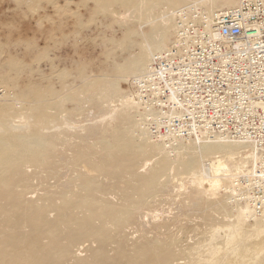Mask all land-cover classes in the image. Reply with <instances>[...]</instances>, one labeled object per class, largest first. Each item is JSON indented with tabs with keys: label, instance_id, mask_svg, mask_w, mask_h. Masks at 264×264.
Listing matches in <instances>:
<instances>
[{
	"label": "bare ground",
	"instance_id": "bare-ground-1",
	"mask_svg": "<svg viewBox=\"0 0 264 264\" xmlns=\"http://www.w3.org/2000/svg\"><path fill=\"white\" fill-rule=\"evenodd\" d=\"M12 2L15 8L23 6L22 9L25 8L26 13V7L30 5L42 7L43 14L38 13L41 16L31 18L35 27L27 29L30 30L28 32L38 34L36 38L28 41L15 40L16 38H13V41L0 40L3 41L0 42V264H264V220H250L246 210L234 206L235 223L226 225L228 230L226 229L225 240L221 242L223 246L217 242L223 228L212 231L207 245H198L188 253H177L173 250V240L160 241L156 238L145 243L137 241L129 249L127 246L128 240L134 239L139 232L134 226L144 218L136 217L147 205V199L151 198L159 186L168 185L169 179L166 176L169 170H177L181 175L191 176L190 183L195 189L191 191L189 198L195 204L203 207L204 197L222 207L218 193L225 186L223 184L227 185L236 173L252 170L255 166L257 158L251 145L207 140L204 143L201 141L202 145L197 148L192 145L193 142H182L171 157L158 141L154 140V145L151 146L141 142L142 136L148 133L140 122L139 132L133 133L136 123L130 112L137 110L140 113L134 92L126 98H121L120 108L123 107L121 104H124V107L119 113L117 111L120 109H116V106L111 108V117L117 118L115 124H120L119 127L108 124L102 129H90L89 133L95 141L94 146L88 141V137L74 135L77 130L74 119L81 115L83 109L78 93L85 94V99L96 106L100 105L99 99L113 101L121 90L118 82H128L132 77H140L139 75L147 71L152 53H158L156 51H163L170 46L172 37L176 34L174 27L179 12L176 11L177 8L201 2L203 6H200L209 12L208 14H213L235 8L240 1ZM156 5H160L162 10L166 6L167 8L164 9L165 18L153 22L151 15ZM79 8L87 9L83 13V16L88 13L87 20L82 18ZM129 12H133L134 18L140 21L139 25L147 24V31L140 34L136 27L125 29L123 25L126 31L119 40L120 43L114 39L115 36L112 39L106 38L103 42L105 38L102 41L99 34L103 44L110 45L109 43L117 41L114 45H117L125 56L119 59L116 51L109 48L106 58L116 61L112 62L113 64L109 62L111 66L106 69L108 73L104 70L106 75L99 73V77L88 76L89 66L83 61L86 58L81 60L83 63L79 60L80 64L77 62L74 71L80 86L74 87L69 67L66 68L65 60L62 61L63 59L58 57V52L61 53L62 49L64 52L65 47L62 45L74 42L79 47L75 41L81 33L84 34L83 31H86L89 25H94L95 29L91 28V31L95 32V26L99 24V30L103 26L106 33L111 23L116 21V17L126 19ZM18 15L16 14L23 21L29 18L25 19L26 14L23 15L24 18ZM20 19L17 18L18 21ZM31 19L27 22H31ZM23 21L19 23L22 24ZM109 28L112 30V27ZM87 31L90 32V29ZM90 34L92 35V32ZM94 34V37L87 36L92 39L97 37L96 33ZM0 38L4 39L3 36ZM85 38L82 41L81 37L79 41L84 44ZM82 44L80 46H83ZM68 45L66 46L69 47ZM66 50L65 54L68 52ZM70 53L72 52L68 53L69 56ZM122 53L120 55H124ZM79 55L81 54L76 56ZM72 64L74 66L75 63ZM110 75L119 77L120 81L116 83L115 79H104V76ZM148 155L158 161L157 166L149 170V160L142 166L139 165ZM205 157H208L209 161L215 157V160L211 161L215 176L208 178L202 173V168H198L200 159ZM139 168L147 169L146 174L139 175ZM105 178L111 181L104 184L102 179ZM132 178L136 179V182L132 181ZM206 180L209 189H204ZM183 186L181 184V188ZM115 191L122 193L123 203L112 202V193ZM249 222L254 225L251 226ZM162 228L164 226L158 224L155 230L159 232ZM110 249L114 250L117 259L107 258Z\"/></svg>",
	"mask_w": 264,
	"mask_h": 264
},
{
	"label": "built area",
	"instance_id": "built-area-1",
	"mask_svg": "<svg viewBox=\"0 0 264 264\" xmlns=\"http://www.w3.org/2000/svg\"><path fill=\"white\" fill-rule=\"evenodd\" d=\"M208 13L181 9L172 44L133 80L139 121L172 152L179 142L251 145L255 166L220 192L250 220H264V0Z\"/></svg>",
	"mask_w": 264,
	"mask_h": 264
},
{
	"label": "rangeland",
	"instance_id": "rangeland-1",
	"mask_svg": "<svg viewBox=\"0 0 264 264\" xmlns=\"http://www.w3.org/2000/svg\"><path fill=\"white\" fill-rule=\"evenodd\" d=\"M239 1L240 0H238V2ZM191 5H195V4H190L189 6H191ZM196 5L203 6L201 4V2L196 3ZM22 7H16L15 8V4H13L12 0H10V1L9 0H7V1L6 0H0V37L3 36V38H4V39L0 38V40H4L5 41L7 39L12 40L13 38H16L15 40L20 39L22 41H28V40L34 39V38H36L38 36V34L35 35L33 33V31L28 32L30 30L27 31V29H30L31 27H35L33 25L32 19H35V18L41 16V15H38V13L43 14L42 7L38 8L36 6L30 5V7L29 6L26 7V11H28V13H26L24 11L25 8L22 9ZM72 7L75 8L74 5ZM185 7H187V5ZM185 7L177 8L176 11H180V9H183ZM166 8H167V6L164 9H166ZM164 9L162 10L160 5H156L154 7L153 11H152V15H151L152 19H151V21H153V22L162 21V18L163 19L165 18L164 17L165 16V12H164L165 10ZM79 10H81L80 13H82V18L83 19L85 18L84 20H87L86 18L87 17L89 18L88 13L86 12V16H83V13H85V10H87V9L84 10L83 8H79ZM15 13L17 15H18V13L22 14L21 16L18 15L21 18H24L25 14H26L25 19H27L28 17H29L28 20L32 18L31 22L30 21L27 22L28 20H25V19H24L25 21H23L22 19L17 17ZM129 13L130 14H128V15L126 14V17L128 16L127 17L128 19L127 18L126 19H120V18L116 17V21L111 23V25L109 26V27H112L111 28L112 30H110V28L108 27L107 28L108 32H106V33H105V29L106 28L105 27H104L105 29L102 28L103 26L101 27L102 30L100 29L101 30V32H100V30L98 28L99 24H96L98 26H95L96 27L95 32H94V30L91 31V28L95 29V28H93L94 25L93 26L91 25V27L89 25V28L87 30L90 29V32H92V35L90 34L89 31L86 30L87 34L85 33L86 31H83L84 34L81 33V35H80L82 37V39L79 36V37H77L78 39H76V41L74 40L75 43L77 45H79V47L76 46L74 44V42H72V41H71L72 44L68 43L69 45L68 44H65V46H63L64 44L62 45L63 48L65 47L64 48V52H63V49L61 48L62 52L61 53L58 52V57L61 60L63 59L62 61L65 60V62H64V66L65 67L66 66L69 67V68L68 67H66V68L70 69V71H71L70 73L72 74V76H71L70 79H72L71 80L72 83L74 82V87L76 86V88H77L78 86H80V83H79L80 81H79V79L76 78L77 76H76V72L74 70H76V67H77L78 63L80 64V61L83 58H86V60L83 59V61L85 62L84 64H86V63L88 64V62H89V65L86 64V66H89V67H87L88 76L90 75L91 77H97V75H98V77H99V75L101 73H103L102 75H106V74H104V72L107 71L106 69L109 68V65L111 66L110 63L116 61V60H112L111 58H108V57H107L108 58L107 59L106 58L107 52H109L110 49H112V50L114 49L116 51V53L118 55L117 57L119 59H121V58H123L125 56V54L122 53L121 49H119L117 45H114L115 43H117V41L120 43L119 40H121V38L123 37V33L126 31V30L124 31V28L126 27L125 29H128V27H134V28L136 27L135 29L139 33L141 32L140 34H143L144 32L147 31V29H148L147 24L140 23V25H139L140 21L134 18V16H133L134 14H132L133 12H129ZM27 14H28V16H27ZM29 14L31 16H29ZM17 18L20 19V20L18 21ZM133 18L135 20H133ZM117 20H118V22H117ZM123 20L126 21V22H124ZM21 21H23L22 24L19 23ZM122 21H123V24H121ZM17 22L19 23L18 25L16 24ZM104 23H106V22H104ZM128 24H130V25H128ZM14 25H15V27L12 28V26H14ZM30 25H32V26H30ZM123 25H124V28H123ZM121 26H122V28H121ZM175 28H176V23H175L174 29ZM97 29H98V31H97ZM93 32L96 33L97 37H95V38H97V40L95 38L91 39V37L95 36V34ZM29 33H30V35H29ZM88 33L91 35V37L87 36V35H89ZM99 34H101L102 41L105 38L103 42H105L107 39H112V37L114 38V36H115L114 39L117 40V41L112 43L113 45L111 43H109L110 45H108L107 43H104L105 44V46H104L103 42H101V38L99 37L100 36ZM106 34H108V35H106ZM6 35L8 36V38H7ZM102 35H104V36H102ZM28 37H30V38H28ZM84 38L86 39V41H84L83 42L84 44H82L81 42L84 40ZM80 39L82 41H79ZM173 39H174V37H172V40H171L169 45H171V43L173 42ZM77 40H78V42H77ZM92 40H94L96 42L94 43V41H92ZM0 42H3V41H0ZM86 42H89V43H86ZM85 43H86V45H85ZM101 43H102V45L104 47H102ZM81 44L83 46H80ZM66 45H68L70 48L67 47ZM70 45L71 46L73 45L74 48H73V46L71 47ZM78 48H79L80 51L77 52ZM66 49L68 50V52H67ZM65 50H66L67 54H65ZM86 51L88 52V54H87ZM103 51H105V52H103ZM69 52H72V53L74 52V53L73 54L70 53V56H69L68 55ZM79 52H81V53H79ZM156 52H159V51H156ZM62 53H64V54H62ZM77 53L81 54L82 56L79 55L77 57L76 56V55H78ZM121 53L124 54V55H120ZM154 54H156V53L153 52L152 55H154ZM72 55H74L73 57H75L77 59L79 58V59L77 60V59L73 58ZM18 56L21 57V55H19V53H18ZM80 56H81V58H80ZM71 59L73 60V62H71L72 61ZM66 60H67V62L69 64L66 62ZM75 60H76V62H75ZM70 62H71V66H70ZM72 63H75L74 66H72L73 65ZM81 63H83V62L81 61ZM147 65H149V64H147ZM94 70L97 71L98 73L95 72ZM72 72L73 73L75 72V73L73 74ZM90 72H91V74H90ZM107 73H108V71H107ZM141 75H139V76H141ZM110 76H104V79H107V80H110V81H114V79H115V82L116 81L117 82L120 81V80H118L119 77H117V76H111L110 77ZM116 77H117V79H116ZM135 78L132 77V78L128 79L129 80L128 82H124L122 80H121V82H118V83L116 82L118 84V86L120 84L119 89H121V90H119L117 95H115V98L113 99V101L112 100L105 101L103 99H99L101 108H100V105L96 106V105L90 103L89 101H87L85 99V94L78 93L79 97L81 98L80 99L81 100V104H83L81 106V109L82 108L83 109L81 110V112H82L81 115L74 119V126L77 129V130L74 131V135L76 134V135H80L81 137H86V138L88 137L89 138L88 141L93 145L95 143V141L92 139V136L89 133L90 129H92V128L102 129V128H105L106 126H108V124H113V125H116L115 127H119L120 124L119 125L115 124L117 122V118L115 117V119H114L113 117H111V115H112V109L111 108H112V106H116V109L117 108H118V110L120 109L119 111H117V113H119L121 111V109L124 107V104H121V107H122V105H123V107L120 108V103L122 102L121 98H123V97L126 98L129 94H132L134 92L133 87L131 88V86H132L131 84H132V82H133V80ZM73 80H75V81H73ZM129 84H130V86H129ZM83 99H84V101H83ZM118 100H120V101H118ZM106 102H108V103H106ZM110 102L113 105H111ZM118 102H119V104H118ZM102 103L104 105H102ZM130 116L133 119V121L136 123V128H134L133 133L134 132L137 133L140 130V128H139V122H140L139 121V119H140L139 118V113L137 112V110H134L133 112H130ZM111 119H113V120H111ZM145 138H147V139H145ZM211 141H214V140H211ZM215 141H219V140H215ZM141 142H144L145 145L151 146V145H154L153 143L155 141L152 140V138H150V136L147 134L145 136H142ZM204 142L205 141H203L202 143H204ZM157 143L159 144V142H157ZM181 143L182 142H180L179 144H181ZM190 143H192V142H190ZM179 144L177 146H179ZM160 145H162V144H160ZM192 145H195V147L200 148V146L202 144H200V142L199 143L198 142H196V143L193 142ZM246 145H249V144H246ZM165 152H166V154H168L171 157H173L174 154H175V152H172V150L165 149ZM216 156H218V155H215V157ZM215 157H212L210 161H209L208 157L200 159L198 168L200 166V168H202L201 169L202 173L208 178L213 176L214 173L212 172L211 165H210V167L207 166V165L209 163L211 164V161L215 160ZM224 157H226V156H224ZM155 159L156 158L151 157V155H148L146 158H144L141 161V163L139 165L142 166L147 160H149L148 163L149 164L151 163V165L148 167V170L152 169V168L156 167L157 163H158L157 159L156 160ZM143 169L144 168H139L138 169V172L140 173L139 175H145L146 174L147 169H144L145 171ZM183 175H181L177 170L176 171L175 170H169L168 174L166 176L169 179L168 185L159 186V188L155 191V193L151 196V198L147 199L148 200L147 201V205L140 210L139 214L136 217V218H144V219L141 220L140 223H138L136 226H134V228H136L139 232L136 234V237L134 239H129L128 240V242H129L127 244L128 249H129V247L131 248L134 245V243H136L137 241L139 243H145V242H147L149 240H152V239L156 238V239H159L160 241L173 240V242H174L172 244L173 250H175L177 253H179V252L188 253V252H190L189 250H192L194 247L196 248L198 245L199 246L200 245L201 246L207 245L209 243V239H210V237L212 235V231H214L216 228H223L220 231V239H218V241H217L218 243L220 242L219 243L220 246H223V244L221 242L225 240L226 233H227V230H228L226 227L228 225H231V224L235 223L234 219H235V215H236L235 214L236 210L234 209L233 206H231L229 204L228 200L220 192V190H222V189L219 190L218 199L220 200V202L222 204V207H224V208H222L220 206V204L216 205L213 201L209 202V200L204 199V197H203V201H204V204H203L204 206L203 207H201L200 205L195 204V202L192 201L189 198V194L191 193V191L193 189H195L193 187V184L190 183L191 182V179H190L191 176L188 175V174H183ZM180 176L182 177L183 180L181 179ZM105 179H106V181H105ZM105 179H102L104 184H107V183H109L111 181L108 178H105ZM131 180L136 182V179L134 180V178H132ZM181 184L184 185L185 188H184V186L181 188ZM120 185L124 186V184H120ZM224 185H226V184H223V186ZM204 189H209L208 180L205 181ZM112 194L114 196H112L111 199H112V202H114V204L115 203L119 204L120 202L123 203V195H122L121 192L115 191ZM211 203L213 205H210ZM208 205H210V206L208 207ZM226 213H227L228 216L226 215ZM206 218H211V220L209 219V221H208ZM249 223H250L251 226L254 225L253 222H249ZM158 224H162L164 226V228H162L159 232L155 230L156 229V225H158ZM171 236L173 238H171ZM167 237H168V239H167ZM108 255L109 256H107V258H110L111 260H113L114 258L117 259L116 258V253L114 252L113 249H110V252H108ZM104 264H107V263L105 262Z\"/></svg>",
	"mask_w": 264,
	"mask_h": 264
}]
</instances>
